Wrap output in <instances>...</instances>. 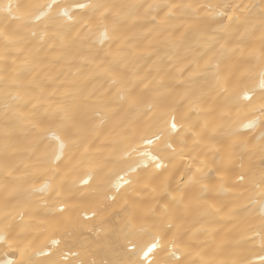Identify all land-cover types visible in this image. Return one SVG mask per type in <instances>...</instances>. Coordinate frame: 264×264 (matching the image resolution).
Wrapping results in <instances>:
<instances>
[{
  "label": "bare ground",
  "instance_id": "1",
  "mask_svg": "<svg viewBox=\"0 0 264 264\" xmlns=\"http://www.w3.org/2000/svg\"><path fill=\"white\" fill-rule=\"evenodd\" d=\"M0 264H264V0H0Z\"/></svg>",
  "mask_w": 264,
  "mask_h": 264
}]
</instances>
